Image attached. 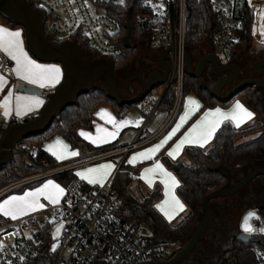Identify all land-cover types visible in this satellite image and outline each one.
<instances>
[{"label":"trees","instance_id":"trees-1","mask_svg":"<svg viewBox=\"0 0 264 264\" xmlns=\"http://www.w3.org/2000/svg\"><path fill=\"white\" fill-rule=\"evenodd\" d=\"M28 2L36 9L34 0H28ZM144 3V0H125L124 3L120 4H103L107 14L116 20L121 27L119 33L111 36V39L120 46V52L110 57L114 61L115 71L118 74L124 72L136 63L142 56V49L145 51L151 47L149 44V36L152 25L138 21V15L146 12ZM187 4L189 17L187 20L186 45L189 52L216 53L214 39L219 32V18L211 6L210 0H187ZM45 18L48 20L49 14H45ZM0 20L13 27H19L7 21L1 15ZM129 25H131L132 30L129 29ZM252 27L253 15L248 14L243 23V28L239 33V38L228 51L226 60V63H235L241 67L243 69V76L252 73L251 66L253 61L258 59V55H264L263 51L251 53L253 43ZM45 33L52 43L61 44L65 41L77 43L86 59L97 60L105 58L103 54L91 47L89 39L85 36L77 35L66 40H59L48 31L47 27H45ZM204 45L207 49L204 48ZM240 48L245 52L237 54L236 51ZM250 60L252 61L250 69H247V61ZM107 84L108 78L104 77L95 84L91 92L79 96L74 105L64 109L60 118L54 120L44 133L25 139L13 152L11 161L0 169V189L25 178L43 173L45 171L41 165L43 160L52 167H56L54 158L42 147L45 142L57 135L64 137L70 143L72 149L78 150L82 154L97 150L87 143L78 133L80 128L90 129L92 127L95 110L100 105L107 104L114 109L117 116H122L128 110L139 105L134 104L120 107L110 97L107 91ZM189 93H193L199 98L202 103V110L214 108L217 105L228 107L235 99L239 98L245 101L246 106L255 113L256 121L251 126L241 129L235 128L229 122L222 124L215 133L210 148L186 147L184 154L190 159V164H185L178 160H171L162 153L160 156L161 160L179 181L177 194L187 209V213L183 218L179 217L172 223L166 222L155 208V204L163 197L162 189L159 185L152 191L144 194L142 199H137L130 193L129 188L134 180V175L139 173L143 165L133 167L127 164L126 161L120 165L114 183L117 195V205L114 213L121 225L133 233L140 232L148 245L158 248L157 254L150 261L166 260L172 251L181 250L187 245L189 238L186 239L184 235H187L195 229L196 224H200L203 218L202 207L205 197L217 190L233 186L234 184L230 182L227 173L223 171L224 168L235 169V167L240 165H244L245 167L249 165L250 168L254 169L257 164L264 163V102L260 90H257L256 87L246 86L231 100L219 102L214 97L212 88L203 86L199 79H194L186 73L182 97ZM148 99L149 97L143 102ZM175 101L176 87L172 85L164 93L158 109L171 113ZM258 131L261 132L259 138L241 145L235 144V141L239 137ZM28 150H32L34 153V157L31 159L32 163L25 158V153ZM107 150H111V147L99 149L97 153H102ZM48 178H53L65 189L72 183L76 176L74 170H70ZM45 179L47 178L26 186L40 183ZM249 190H246L247 192L245 193L241 191L242 193L240 192L230 198L211 201V210L214 212L220 211L223 213L230 209L233 210L230 215V220L223 221L227 227H232V223L235 222L236 218L238 219L240 217L245 202L257 199L252 197L260 196L258 195V187L252 190L249 188ZM260 200L264 202V199ZM225 202L227 204L223 205ZM253 202L257 203L260 201ZM260 210L264 209L260 207ZM6 220L0 215V223ZM223 222L221 221V223ZM221 223H219V227H222ZM51 226V224H48L41 229V240L37 245V258L30 264L54 263L55 254L51 249L52 240L49 235ZM218 226L208 227L204 236L201 238L200 246L204 248V251L201 253L202 255H212L211 251L215 249L219 251L216 264H257L260 262L256 247L261 246L264 252V235L255 234L254 236L257 238V242L246 247L236 241V234L239 232V230H236L234 238L232 239V249L226 251L217 246V243L223 245L224 241L227 240L222 238L223 229L217 228ZM160 230L168 235L180 234L184 236V239L161 240L159 238ZM93 264L116 263L108 259L103 251H100Z\"/></svg>","mask_w":264,"mask_h":264},{"label":"built area","instance_id":"built-area-1","mask_svg":"<svg viewBox=\"0 0 264 264\" xmlns=\"http://www.w3.org/2000/svg\"><path fill=\"white\" fill-rule=\"evenodd\" d=\"M36 8L44 14L45 27L59 40L82 35L89 39L91 47L110 58L120 52L118 43L111 36L120 32L119 23L109 16L104 3L120 4L125 0H34ZM145 13L138 15V21L152 25L149 36L151 47L162 51L170 50L171 72L165 85L155 96L151 116L158 110L159 103L166 90L175 85L176 101L171 111L173 119L180 110L183 96L186 70L187 20L189 10L187 0H144ZM213 10L219 18V32L214 39L216 54L227 53L239 38L243 23L248 14L253 15V36L255 26L264 16V0H210ZM257 39V38H256ZM219 56V55H218ZM11 62L0 53V73L13 78ZM143 104H149L145 101ZM37 113L28 119L37 117ZM27 119L12 117L0 119V153L1 143L7 131ZM144 130V129H143ZM142 130V131H143ZM141 134V131L138 135ZM152 138V137H151ZM147 138L122 149H111L94 154L89 159L52 167L46 161L41 165L45 171L25 178L0 189V199L10 192L38 180L52 177L78 166L115 158L135 150L151 141ZM139 139V136H138ZM32 150L25 153V158L32 163ZM121 163L103 186H87L78 178L65 189V198L59 205H50L40 212L32 213L16 220L0 223V264H30L37 258V245L41 240V229L51 224L49 235L52 247L55 245L53 264H93L100 251L107 258L124 264H148L157 254L158 248L147 244L141 233H133L125 228L116 218L114 209L117 195L114 183ZM60 227L59 235H52L54 226ZM260 262L264 264V252L261 246L256 247Z\"/></svg>","mask_w":264,"mask_h":264},{"label":"water","instance_id":"water-1","mask_svg":"<svg viewBox=\"0 0 264 264\" xmlns=\"http://www.w3.org/2000/svg\"><path fill=\"white\" fill-rule=\"evenodd\" d=\"M0 15L24 30L26 46L35 59L44 63L60 64L64 71L63 81L52 93L48 94L47 102L40 115L35 119H27L23 124L13 126L7 131L1 143L3 151L0 153V169L11 161L13 152L25 139L44 133L54 120L60 118L64 109L74 105L79 96L91 92L95 84L104 77L108 78L107 91L110 97L120 107L141 103L157 87L164 86L168 79L169 71L163 62L170 55V50L165 49L156 59L162 73H156L155 77L151 75L146 80L142 77L138 81L136 80L140 84L139 91L132 98H126L124 90L118 86V73L115 71L114 61L110 58L86 59L82 49L75 42L52 43L45 33V14L37 8H33L28 0H0ZM129 29L132 30L131 25H129ZM185 58L187 74L194 79L200 78L207 63H211L214 71L219 74L230 73L213 90V95L219 102L231 100L246 86L256 87L257 90L264 88V59L255 62L252 66L254 73L261 76V79H243L224 96L222 90L238 81L242 75V69L238 65L221 64L215 53L206 55L196 68L188 52H186ZM130 83L131 80L128 79L126 88L134 91ZM18 91L29 95L43 93L42 90L24 83L19 85ZM260 176H264V168L253 171L233 186L222 188L205 197L202 207L203 218L187 245L179 251H172L166 260L153 261L148 264H178L193 251L198 252L200 240L211 221V201L236 196ZM236 241L248 247L252 243H256L257 238L238 232Z\"/></svg>","mask_w":264,"mask_h":264},{"label":"snow or ice","instance_id":"snow-or-ice-1","mask_svg":"<svg viewBox=\"0 0 264 264\" xmlns=\"http://www.w3.org/2000/svg\"><path fill=\"white\" fill-rule=\"evenodd\" d=\"M122 2V0H121ZM261 36L264 37V25L261 27ZM0 53H3L11 61L15 63V67L11 69L16 77L22 81H26L30 85H35L41 89L54 87L60 80V69L54 65H42L33 60L24 49L21 33L19 31H11L0 27ZM7 80L4 76H0V91H3ZM43 104V100L39 96H21L14 95L9 90L4 100L0 102V109L3 110L5 118L12 115L14 112L17 118L27 115L29 112L37 110ZM199 109V104L195 100L189 98L185 102V112L180 116L179 122L176 126L157 144L145 149L142 152L134 154L129 160V164L135 165L143 160H153V157L158 153L164 145L176 134L177 131L188 121L191 115ZM98 115L101 118H106L105 122L113 126L115 131L109 132L104 128H97V135L93 137L90 133L81 131L79 135L93 144L106 143L110 139H114L119 130L126 126L129 122L127 120L116 121L105 110H101ZM252 113L243 108L237 102L233 108L228 112H223L220 109L205 112L203 117L196 124H194L189 131L175 144V146L167 152L168 157L175 160L183 150L185 145H195L203 148L213 138L217 129L225 121H230L237 128L246 120L251 119ZM137 124L140 121L136 122ZM46 151H49L58 161L67 159L72 156H77L76 151H69L68 145L63 141L57 139L51 145L46 146ZM114 165L111 163L100 164L96 167L86 168L82 171H77L76 175L81 180H86L89 184H99L103 186L104 181L111 174ZM159 174L161 177L160 183L165 187V200L156 205V207L164 214V216L171 221L173 215L177 212L184 211V205L176 198L173 189L179 186V182L164 166L158 161L154 160L150 168H145L144 173L140 179L144 180L149 187L152 186L153 177ZM65 196V189L52 180L46 181L40 187L30 192H25L23 196H10L3 202H0V215L6 218L16 220L30 213H35L46 207L41 203V199L47 201L53 206L59 205L62 197ZM174 206V211L169 212L167 206L169 203ZM254 212H249L243 219L241 225L243 231L247 234H253L257 231L253 227L252 221L258 220ZM57 227L56 234L59 235L61 228ZM260 233H264V227L259 229ZM55 245L52 250L55 251Z\"/></svg>","mask_w":264,"mask_h":264},{"label":"crops","instance_id":"crops-1","mask_svg":"<svg viewBox=\"0 0 264 264\" xmlns=\"http://www.w3.org/2000/svg\"><path fill=\"white\" fill-rule=\"evenodd\" d=\"M262 25H264V16L257 22V24H256V26H255V35H256V38L259 40V41H261V42H264V37H262L261 36V34H260V32H261V27H262ZM0 27H3V28H6V29H8V30H11V31H19L20 33H21V39H22V41H23V45H24V49H25V51L28 53V55L33 59V60H35L37 63H39V64H42V65H54V66H56V67H58L59 69H60V80H59V83H57L54 87H50V88H43V89H41V88H39V87H37V86H35V85H30V84H28L26 81H22V80H20V79H18L17 77H16V75L14 74V72H12L13 73V78L14 79H12V78H8V77H6V76H4L3 74H1L0 73V76H4L5 77V79L7 80V84L5 85V88H4V90L3 91H0V102H2L3 100H4V98H5V96L8 94V91L9 90H11L13 93H14V95H21V96H39L40 97V99H42L43 100V104L37 109V110H35V111H32V112H29L27 115H24V116H22L21 118H18V119H28L31 115H33L34 113H37V115L39 116L40 115V113H41V111H42V109H43V107L45 106V104H46V102H47V97H48V94H50V93H52L53 91H54V89L58 86V85H60V83L63 81V79H64V71H63V69H62V66L60 65V64H56V63H44V62H40V61H38L37 59H35L30 53H29V51H28V48H27V46H26V41H25V35H24V30L21 28V27H13V26H11V25H8V24H6L5 22H3V21H0ZM161 52V51H160ZM146 55L147 54H145L144 55V57H146ZM7 57V56H6ZM8 58V57H7ZM9 59V58H8ZM10 60V59H9ZM10 62H11V68L13 69L14 67H15V63L13 62V61H11L10 60ZM22 83H24V84H27V85H30V86H33V87H35V88H37V89H40V90H42L43 91V93L41 94V95H29V94H24V93H22V92H20V91H18V87H19V85L20 84H22ZM191 94H193V93H191ZM194 95V94H193ZM154 98L155 97H153L152 99H148L147 101H149V104L147 105V104H139L138 106H140V109H138L137 107H135V108H132V109H130V110H128L126 113H124L122 116H117V114H116V112L114 111V109L111 107V106H109V105H107V104H102V105H100L96 110H95V112H94V118H93V121H92V127L90 128V129H86V128H80L79 130H78V133H80L81 131H83V132H86V133H90L93 137H95L96 135H97V128L99 127V128H104V129H107L109 132H112V131H115V129L113 128V126L111 125V124H109V123H106L105 122V119L106 118H101V116L100 115H98V113H100L101 112V110H105L107 113H109L116 121H123V120H127L129 123L126 125V126H124V127H122L120 130H119V132H118V134L116 135V137L114 138V139H110L108 142H106V143H100V144H93V143H91V142H89L88 140H86L84 137H82L81 135V137L87 142V143H89L90 145H92L94 148H96L97 150H95V151H93V152H90V153H87V154H82V153H80L78 150H74V149H72V147H71V145H70V143L64 138V137H62L61 135H57V136H55V137H53L51 140H49V141H47V142H45L44 144H43V149L45 150L46 149V146L47 145H51V144H53V142L54 141H56L57 139H59V140H61V141H63V143L64 144H66V145H68V150L69 151H76V152H78L79 154L77 155V156H72V157H69V158H67V159H64V160H60V161H58L49 151H46L47 153H49L53 158H54V160H55V164H56V166H58V167H62V166H65V165H69V164H73V163H76V162H80V161H83V160H86V159H89L90 157H92V156H94V154H97V151L99 152V149H102V148H106V147H111V149H124L125 147H127V146H129V145H131V144H133V143H135L136 141H138V142H140V141H142V140H145V139H147V138H151V141L149 142V143H147V144H145V145H143V146H140V147H138V148H136L135 150H142L143 151V149L144 148H150V147H152V145L155 143V142H157V141H159L165 134H167L169 131H170V129L172 128H174L175 126H176V121L178 120V118H179V116H181V115H183L184 114V112H185V102L190 98L189 96L188 97H182V102H181V105H180V110H179V114H178V116H177V119H175L174 121H173V123H171V116H170V114L171 113H167V112H165V111H162V113H159V115H158V117H157V112H158V110H156L157 112L155 113V115L151 118V122L149 123V126L148 127H146L145 128V125H144V117H143V114H144V112H145V107H150V106H153L152 104H153V100H154ZM198 98V97H197ZM199 99V98H198ZM195 101H196V99H194ZM185 101V102H184ZM196 102H198V101H196ZM200 102V104L202 105V103H201V101H199ZM199 104V103H198ZM232 104V103H231ZM230 104V105H231ZM229 105V106H230ZM228 106V107H229ZM219 106H216L215 108L216 109H219L218 108ZM244 108V107H243ZM248 108V107H247ZM152 109H153V107H152ZM245 109V108H244ZM249 109V108H248ZM140 110V111H139ZM221 110V109H220ZM250 110V109H249ZM249 110H247V111H249ZM205 112H208V111H205ZM205 112H203L202 114H201V116L196 120V122L194 123V124H196L197 123V121H199L200 119H201V117H203V115H204V113ZM249 112H251V110L249 111ZM252 113V112H251ZM253 114V113H252ZM37 116V117H38ZM12 117H16V115H15V113L13 112L12 113V115H10L9 117H7V118H5L4 116H3V110L2 109H0V119H6V120H9V119H11ZM37 117H35V118H37ZM17 118V117H16ZM34 118V119H35ZM253 118H254V114H253ZM189 120V119H188ZM248 119H246L245 121H247ZM137 121H140V123H136ZM244 121V122H245ZM243 122V123H244ZM170 123H171V125H170ZM242 123V124H243ZM170 125V126H169ZM174 125V127H172ZM222 125V124H221ZM221 127V126H220ZM245 127H247V126H245ZM245 127H243V128H245ZM166 128H168L167 130H165ZM144 129V130H143ZM183 129V128H182ZM219 129V128H218ZM218 129H217V131H218ZM143 130V131H142ZM180 130V129H179ZM141 131V134L140 135H138V133ZM216 131V132H217ZM164 132V133H163ZM180 131H177L176 132V134L172 137V139L171 140H169L168 141V143L166 144V145H164V147L158 152V153H156V155L153 157V160H143L142 162H138V163H136L135 165H133V164H129V163H127V159H129V158H131V155L130 154H132L135 150H132V151H129V152H127V153H124V154H121L120 156H118V157H120L122 160L121 161H123V162H125L126 161V163L127 164H129V165H131V166H137V165H142L143 163H148V164H150V165H148V167H146V168H150V167H152V165L151 164H153V162L152 161H154V160H157V159H159L160 158V156L162 155V153H163V155H166L167 157H168V155H167V152L168 151H170L174 146H175V144L178 142V140H179V136H177L178 135V133H179ZM215 135V134H214ZM138 136H139V139H138ZM213 138H214V136H213ZM213 138L209 141V143H207L205 146H208L210 143H212V141H213ZM159 143V142H158ZM211 145V144H210ZM154 146V145H153ZM204 146V147H205ZM188 147H195V145H188ZM184 149V148H183ZM141 151V152H142ZM183 152V150L181 151V153ZM180 153V154H181ZM180 156V155H179ZM170 158V157H169ZM111 159V158H110ZM110 159H106V160H103V161H99V162H96V163H90V164H84V165H82V166H78L77 168H75L74 169V174H75V176H76V178H78L79 180H81L80 179V177H78L77 175H76V172L77 171H82V170H84V169H86V168H92L91 166H97V165H100V164H107V163H111V164H113L114 165V163L113 162H107V161H109ZM171 159V158H170ZM171 160H173V159H171ZM174 161H177V158L174 160ZM160 162V161H159ZM163 162V161H162ZM164 164V163H163ZM85 166H88V167H85ZM118 166V165H117ZM164 166V165H163ZM114 168H115V165H114ZM114 168L112 169V171H111V174L107 177V179L104 181V183L103 184H105V183H107L108 181H109V179L111 178V176H112V174L114 173L113 171H114ZM117 168V167H116ZM165 168V167H164ZM144 169H145V167L144 168H142V169H140V171H139V173L138 174H136V175H134V179H137L141 184H146L147 186H148V184L144 181V180H142V179H140V177H141V175L144 173ZM166 169V168H165ZM168 172H171L170 170L168 171ZM171 174H173L172 176H175L174 175V173H171ZM175 178L177 179V177L175 176ZM48 180H52L53 182H55V183H57L53 178H47V179H45L44 181H42L41 182V185L42 184H44L46 181H48ZM160 180H161V177L159 176V174H156L154 177H153V183H152V186L151 187H149V188H151V189H153V185H154V183H160ZM85 185H87V186H99V184H89L86 180H81ZM177 181H178V179H177ZM179 182V181H178ZM58 184V183H57ZM62 187V186H61ZM161 187H162V191H163V193H165V187H164V185L163 184H161ZM63 188V187H62ZM177 188L178 187H176L175 189H173V192H174V190H177ZM66 189V188H65ZM139 189H141V186H139ZM31 191H33V190H31ZM27 192H30V191H27ZM25 193V192H24ZM24 194H22V195H20V196H23ZM18 196V195H17ZM164 197V196H163ZM162 197V198H163ZM64 198H65V196L64 197H62V199H61V201H63L64 200ZM183 202V201H182ZM41 203H44L45 205H46V207H48V206H50L51 204H48L47 203V201H45V200H43V199H41ZM161 204V203H160ZM227 204V202H225L223 205H226ZM260 205H261V207L264 209V205L262 204V203H260ZM184 206H185V204H184ZM45 207V208H46ZM44 208V209H45ZM43 210V209H42ZM42 210H39V211H37V212H40V211H42ZM170 212H173L174 211V209H170L169 210ZM186 211V206H185V210L183 211V212H185ZM212 211V217H211V221H210V224H209V226L208 227H211V226H218L219 225V223H221V221L223 222V221H226V220H230V215L232 214V212H233V210L232 209H230V210H227V211H224L223 213H221L220 211L218 212V211H213V210H211ZM262 212H264V210H261ZM37 212H35V213H37ZM183 212H177V213H175L174 215H173V218L171 219V221H169L165 216L163 217L164 219H165V221L166 222H168V223H172L173 221H175V220H177L179 217H181V215H183ZM181 215H180V214ZM30 214H32V213H30ZM29 215V214H28ZM164 215V214H163ZM180 215V216H179ZM2 217H4L3 215H1ZM26 216V215H25ZM244 217H245V214H244V212H241V214H240V217L237 219L236 218V220H235V222L234 223H232V227L231 226H226V223L225 222H223V223H221V226L222 227H217V228H222L223 230V235H222V238H225V239H227V241H230L231 239H233V234L236 232V230L238 231L239 230V232H242V233H244V234H247V233H245L244 231H243V229H242V227H241V225H242V223H243V219H244ZM5 219H7V220H12V219H10V218H6V217H4ZM19 218H21V217H19ZM215 222V223H214ZM253 222H255V223H257L258 224V222H256L255 220L253 221ZM196 225H198V224H196ZM199 226V225H198ZM198 226H196V228H195V230L197 229V227ZM224 227V228H223ZM253 227L255 228V226L253 225ZM216 229V228H215ZM194 230V229H193ZM189 234V233H188ZM188 234L187 235H184L185 236V238H187V236H188ZM255 234H262V235H264V233H260V232H254L253 234H248V235H255ZM184 236H181L180 234H172V235H168V234H166L164 231H162V230H160L159 231V238L161 239V240H178V239H184L183 237Z\"/></svg>","mask_w":264,"mask_h":264},{"label":"rangeland","instance_id":"rangeland-1","mask_svg":"<svg viewBox=\"0 0 264 264\" xmlns=\"http://www.w3.org/2000/svg\"><path fill=\"white\" fill-rule=\"evenodd\" d=\"M1 21V20H0ZM252 36H253V27H252ZM153 48V47H152ZM204 48H206L207 49V47L204 45ZM252 49H251V53H254V52H256L257 50L258 51H263L264 52V42H261V41H259L258 39H256V35L255 36H253V43H252V47H251ZM154 50H156V52L158 53L159 51H158V49H155V48H153ZM142 53H141V59H143V57H144V55L145 54H150V52H149V49H147V50H143L142 49V51H141ZM237 54H242L243 52H245V51H243V50H241V48L240 49H237ZM218 55H219V57L223 60V61H226L227 60V57H228V52L227 53H218ZM145 58V57H144ZM254 62V61H253ZM251 63H252V61L250 60V61H247V69H250V65H251ZM231 88V87H230ZM230 88H228V89H226L227 91L228 90H230ZM162 90V89H161ZM160 90V91H161ZM190 97L192 100H194V99H196V101H198V103H199V109L198 110H196L192 115H191V117L189 118V120L180 128V132L178 133V135L177 136H179V140L189 131V129L194 125V123L196 122V120L201 116V114L203 113V112H205V111H214L216 108L214 107V108H210V109H204V110H202V105L200 104V100L197 98V96L194 94H191V93H189V94H187V95H185V97ZM154 97V96H153ZM152 97V98H153ZM151 98V99H152ZM181 102H182V99H181ZM185 102V101H184ZM237 102H239L246 110H249L248 108H247V106H246V103H245V101H243V100H241V99H239V98H237V99H235L233 102H232V104L229 106V107H222V106H220V105H217V106H219L218 108L219 109H221V111H223V112H228V111H230L232 108H233V106L237 103ZM263 102H264V98H263ZM138 109H140V106H138L137 107ZM145 112H144V114H143V117H144V125H145V128L146 127H148L149 126V123L151 122V118L155 115V113L157 112H155L152 116H151V114H152V106H148V107H145ZM140 111V110H139ZM250 111V110H249ZM252 112V111H251ZM159 113H162V111L161 110H158V112H157V117H158V115H159ZM253 114H254V118H253V114H252V118L251 119H248L247 121H245L243 124H241L240 125V127L239 128H237V127H235L234 125H233V123L232 122H230V121H225L224 123H227V122H229V123H231L235 128H237V129H241V128H243V127H245V126H251L252 124H254L255 123V121H256V115H255V113L254 112H252ZM179 114V113H178ZM178 114L171 120V123H173V121L175 120V119H177V116H178ZM196 116V117H195ZM195 117V118H194ZM179 119H180V116H179V118H178V120L176 121V124L179 122ZM171 123H170V125H171ZM223 123V124H224ZM169 125V126H170ZM172 127H174V125L172 126ZM183 128V129H182ZM168 128H166L165 130H167ZM172 130V128L170 129V131ZM169 131V132H170ZM168 132V133H169ZM164 133V132H163ZM167 133V134H168ZM167 134H165L159 141H157V142H155L153 145H155V144H157L158 142H160ZM260 135H261V132H254V133H251V134H247V135H244V136H241V137H239L236 141H235V144L236 145H241V144H244V143H246V142H249V141H252V140H255V139H257V138H259L260 137ZM178 140V141H179ZM211 144V143H210ZM210 144L208 145V146H205V147H203V148H210L211 146H210ZM152 145V146H153ZM186 147H188V145H185L184 146V149H183V152L180 154V156H178L177 157V160L178 161H181V162H183V163H185V164H190L191 163V161H190V159H188L186 156H185V154H184V150H185V148ZM195 147H198V146H195ZM43 148V147H42ZM149 148V147H148ZM148 148H144L143 149V151L145 150V149H148ZM142 150H135L132 154H130L131 155V157L134 155V154H136V153H139V152H141ZM123 159V158H122ZM120 157H115V158H111L109 161H107V162H113L114 163V165H115V168H114V171L113 172H115V170L117 169L116 167H118L117 165H119L120 163H121V160H122ZM130 159V158H129ZM129 159H127L126 161H127V163H128V160ZM158 161H160V163L162 164V165H164V167L166 168V170L167 171H169L168 169H167V167L165 166V164H163V162H162V160H161V158H159V159H157ZM153 162V161H152ZM92 163H96V162H92ZM143 166H142V168H146V167H148V165H150V164H148L147 162L146 163H143L142 164ZM151 165H153V164H151ZM85 167H88V166H85ZM91 167H94V166H91ZM96 167V166H95ZM141 168V169H142ZM236 169V170H235ZM235 169H233V168H224L223 169V171H225L226 173H227V175H228V177H229V180H230V182L231 183H234V184H236L237 182H239L243 177H245L246 175H247V171L248 170H252L253 171V168H250L249 167V165L247 166V167H245L244 165H240V166H237V167H235ZM170 173H172V172H170ZM113 175V174H112ZM173 175V174H172ZM35 176V175H34ZM175 177V176H174ZM177 180V179H176ZM233 184V185H234ZM104 185V184H103ZM160 186L161 187V183H154V187H153V189L156 187V186ZM41 186V182L40 183H35V184H32V185H30V186H26V187H23V188H19V189H16V190H14L13 192H10L8 195H6L3 199H1L0 200V202H3L5 199H7L8 197H10V196H20V195H22V194H24V192H27V191H31V190H34V189H36V188H38V187H40ZM99 186H101V185H99ZM139 186H141V189H139ZM130 193L134 196V197H136L137 199H142V196L144 195V194H146L147 192H150V191H152L153 189H151V188H149L146 184H141L137 179H134L133 180V182H132V184L130 185ZM161 189H162V187H161ZM162 194H163V198L160 200V201H158L156 204H155V208H156V210L158 211V213L160 214V216L163 218L164 217V215H163V213L156 207V205H158V204H160V203H162L164 200H165V195H164V193H163V191H162ZM174 194H175V196H176V198L177 199H179V201L184 205V203L182 202V200L180 199V197L178 196V194H177V190H174ZM263 204H264V202H263ZM170 209H174V206L171 204V202L169 203V205L167 206V210L169 211ZM184 210H185V206H184ZM170 212V211H169ZM183 212V211H182ZM242 212H244V214H245V216L249 213V212H254L255 214H256V216H258L259 217V219L258 220H255L256 222H258V224L257 223H255V222H253L252 221V223H253V225L255 226V228L257 229V232H259V229L261 228V227H264V213L260 210V208L259 207H257V203L256 202H253L252 204H247V205H245L244 207H243V210H242ZM181 213V212H180ZM179 213V214H180ZM186 213H187V209H186V211L185 212H183V215H181V217L183 218L185 215H186ZM179 215V216H180ZM164 219V218H163ZM181 219V218H180ZM165 220V219H164ZM179 222V221H178ZM196 226H198V225H196ZM57 225L56 226H54L53 228H52V231H51V233H52V235L53 236H55L56 235V229H57ZM194 231H195V229L194 230H192V231H190V233L188 234V236H187V238H189V240H190V238L192 237V235H193V233H194ZM147 233H149L148 231H147ZM143 234H144V232H143ZM186 238V239H187ZM188 240V241H189ZM178 251H179V249H178ZM211 253H213V252H211ZM218 252H216V251H214V254L215 255H205V254H201V259L200 258H198L197 256H195V259H194V262H198V263H196V264H216V259H217V256H218V254H217ZM194 254V253H193ZM199 260V261H198ZM116 264H124L123 262H116Z\"/></svg>","mask_w":264,"mask_h":264},{"label":"flooded vegetation","instance_id":"flooded-vegetation-1","mask_svg":"<svg viewBox=\"0 0 264 264\" xmlns=\"http://www.w3.org/2000/svg\"><path fill=\"white\" fill-rule=\"evenodd\" d=\"M149 52L150 54H147L146 57L143 59H141V57L136 61L135 64H133L132 66H130L128 69H126L124 72L119 73L118 74V78H117V82H118V86L120 88H122L124 90L125 96L126 98H132L135 93L137 91H139L140 89V84L137 82L141 77L144 78L145 80L149 77V76H153L155 77L156 73H162V71L160 70L156 59L160 54V51L157 53L156 50H154L152 47L149 48ZM258 50L254 53H257ZM210 53H215V52H210ZM210 53H205V52H199V51H195V52H189V54L191 55L192 59H193V63H194V67L196 68L197 65L199 64V62L208 54ZM216 54V53H215ZM217 55V54H216ZM218 56V55H217ZM218 58L220 59L221 64H230V63H226V61H223L219 56ZM264 59V55H258V59H256L253 63L252 66L255 62L263 60ZM235 64V63H233ZM163 65H165L168 68L169 74L171 72V64H170V59L169 56L166 58V60L163 62ZM252 68V73L247 74L246 76H243V69H242V75L240 77V79L236 82H234L233 84H230L228 86H226L223 90H222V95H227L232 89H234L237 84L243 80V79H247V78H254V79H261L262 77L259 75H256L253 71V67ZM228 75H230V73H225V74H219L216 71H214L212 64L211 63H207L204 67L203 73L199 78L200 83L203 86H207L212 88V90L215 89V87L224 79L226 78ZM130 79L131 80V86L134 88V91H130L126 88V81ZM137 80V81H136ZM163 87V86H162ZM162 87H157L154 91L151 92L150 95H148L146 98L149 97V99H151L153 96L155 97L156 95H158L160 93V90L162 89ZM231 87V88H230ZM230 88V90H226ZM261 91V96L262 99L264 98V88H260L259 89ZM143 102V101H142ZM144 103V102H143ZM141 104V103H139ZM260 168H264V163L261 164H257V166H255V168L253 169V171L260 169ZM251 169L247 171V175H249L250 173L253 172ZM246 175V176H247ZM245 176V177H246ZM244 178V177H243ZM242 178V179H243ZM241 179V180H242ZM258 187V195L260 196H255L252 198H257L255 200H250L248 202H245L244 206L253 202V201H260L257 202V207H261L260 203L263 204V202H261L260 199H264V176H260L258 178H256L253 182H251L248 186H246L242 192H247L250 191L249 188L252 190L253 188ZM247 188V189H246ZM247 191H246V190ZM241 192V193H242ZM243 193V194H244ZM255 195V194H253ZM246 201V200H244ZM264 205V204H263ZM264 213V212H263ZM234 236V234H233ZM234 238V237H233ZM226 240V239H225ZM218 247H221V249L223 250H231V246H232V239L230 241H224L223 245H220L219 243H217ZM220 249V248H219ZM218 249V250H219ZM204 251V248H202L201 246L198 249V252L193 251L186 259H184L182 262L178 263V264H196L198 262H194L195 256H197L198 258L201 259V253ZM214 251L218 252L217 250H213L211 252L212 255L214 254ZM194 253V254H193ZM217 253V254H218ZM163 261V260H162ZM199 261V260H198Z\"/></svg>","mask_w":264,"mask_h":264}]
</instances>
